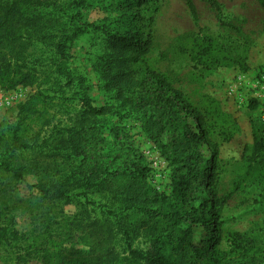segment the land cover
<instances>
[{
  "label": "rangeland",
  "instance_id": "374dc122",
  "mask_svg": "<svg viewBox=\"0 0 264 264\" xmlns=\"http://www.w3.org/2000/svg\"><path fill=\"white\" fill-rule=\"evenodd\" d=\"M86 1L82 21L97 29L86 33L71 25L24 38L20 43L26 46L13 50V66L22 71L33 69L36 84L14 89L0 85L6 98H15L0 112V264L83 262L81 253L92 246L84 227L98 219L87 200L122 214L117 231H126L133 250L154 259L168 232L164 225L153 229L147 224L144 210L154 211L156 205L146 189L173 194L172 202L182 211L197 209L210 197L202 184V171L212 151L204 145L186 151L187 146L177 137L185 125L182 120H178L177 132L166 129L158 136L155 125L144 129L138 120L116 116L99 121L95 134L82 132V93L94 107L113 103L97 85L92 68L97 57L113 54L116 46L99 27L103 23L113 27L126 11L124 0ZM191 1L196 21L185 0H154L139 9L136 3L129 5L132 13L139 10L154 18L149 68L164 75L204 116L209 139L218 148L216 196L231 192L238 179V190L217 210L219 249H227L231 233L243 234L264 247V166L258 162L246 171L241 160L243 147L252 142L253 135L264 139V0H217L224 22L233 28L221 27L204 1ZM108 27L111 32L113 28ZM205 48L207 52L201 54ZM3 71L9 72L0 66V73ZM33 96L37 104L34 99L30 110L21 109ZM252 101L257 102L254 110L250 109ZM186 124L194 126L190 119ZM93 135L105 140V166L108 173L118 174L115 181L119 185L112 187L120 191L90 193L83 187L74 188L79 194L73 204L52 209L39 190L53 182L87 185L88 174H80L81 158L74 157L70 141L80 136L89 140ZM179 143L180 154L176 150ZM132 165L146 169L143 179L124 174ZM10 169L21 180L13 178ZM180 175L187 184L183 191L177 185ZM192 234L193 242L199 244L206 232L195 227ZM119 237L117 234L114 248L120 264H147L131 259Z\"/></svg>",
  "mask_w": 264,
  "mask_h": 264
},
{
  "label": "trees",
  "instance_id": "16d2710c",
  "mask_svg": "<svg viewBox=\"0 0 264 264\" xmlns=\"http://www.w3.org/2000/svg\"><path fill=\"white\" fill-rule=\"evenodd\" d=\"M153 1L124 0L126 11L122 13L120 20L115 21L113 27L108 25L113 28L111 32L108 31V26L103 25L104 23L99 27L105 35L114 39L116 46L113 54L97 57L92 63V68L97 76V85L106 95H109L113 103L94 107L82 93L84 126L81 130L82 132L91 130L94 133L99 121L109 116H116L120 119L138 120L144 129L155 125L156 136H158L166 129H173L177 132L178 120L181 123L183 121L185 123L183 131L178 133L177 137L187 146L186 151L190 152L192 147L196 148L199 145H204L212 151V157L206 162L202 171V184L210 197L203 200L197 209L190 207L182 211L172 202L173 194L167 196L150 191L149 188L146 189L149 194L148 198L156 205L154 211L144 210L148 218L147 224L149 226L151 224L152 228L155 227L153 229H156L159 224L164 225L168 232L162 240L161 253H158L154 259L133 250L130 243L131 238L126 231L122 234L117 231L116 226L121 222L122 214L104 209L100 205H95L94 201L87 200L92 211L97 213L98 219L84 227L88 230L85 237L91 240L92 246L87 252L81 253L83 262L79 260L80 264H120L121 260L114 248V244L118 241L117 234L120 236L119 241L123 239L128 256L135 261L147 264H264V247L243 234H228L227 249H219L221 223L218 220L217 210L230 199L233 192L238 190V179L234 181V188L231 192L222 198L216 196L214 171L218 148L209 139V127L206 125L204 116L188 102L181 91L171 85L164 75L147 65V56L152 46L154 18L153 16L146 17L139 10L132 13L129 4L136 3L139 9ZM202 1L215 13L221 27L233 28L224 22L221 6L217 0ZM185 5L196 21V11L192 1L185 0ZM86 7V0H2L0 5V51H2L0 52V64L4 63V65L0 66L9 72L0 73V85L14 89L17 86L32 87L36 84L37 78L33 69L26 68L27 71H22L21 67L13 66L12 61L15 60L13 50L23 49L26 46L20 43L24 38L30 39L43 32L51 34L57 28L71 25L77 26L86 33L97 29L95 25L82 21L81 10ZM122 29L125 30L120 33L119 30ZM48 37L51 38L52 35ZM206 52L205 48L200 53L205 54ZM34 99L35 102H33ZM32 102L37 104L34 96L21 109L30 110L28 108L34 106ZM256 107L257 102L252 101L250 109L254 110ZM188 119L193 122V127L186 124ZM236 126L237 124L234 123V127ZM104 141L94 135L89 140L80 136L70 141L74 157L81 158L78 167L80 174L82 173V176L88 174L87 185H62L59 182H53L42 187L39 190L41 198L52 209L73 204L79 194L74 193V188L83 187L85 192L90 193L99 189L120 191L116 189L118 187H112L119 185L115 181L118 174L108 173L105 166L107 149L103 145ZM179 146L180 143L176 146V150L180 154ZM113 159L116 160L117 157ZM241 160L246 166V171L251 170L253 164L258 162L264 166V139L253 135L252 142L243 147ZM7 171L13 178L21 180V175L16 171L11 169ZM145 172V168L132 165L131 170L124 174L131 178L137 175L138 178L143 179ZM103 175L106 177L102 180ZM184 179V175L178 177L177 185L182 186L181 191L187 188ZM77 180L75 179L74 182ZM178 189H180L179 186ZM76 205L80 207L77 202ZM195 227H200L206 232L199 244L193 242L192 233Z\"/></svg>",
  "mask_w": 264,
  "mask_h": 264
},
{
  "label": "built area",
  "instance_id": "2783aa9c",
  "mask_svg": "<svg viewBox=\"0 0 264 264\" xmlns=\"http://www.w3.org/2000/svg\"><path fill=\"white\" fill-rule=\"evenodd\" d=\"M15 101V98H6V96L0 91V112L4 109L9 108V106Z\"/></svg>",
  "mask_w": 264,
  "mask_h": 264
}]
</instances>
